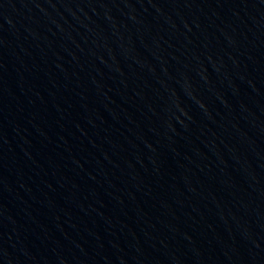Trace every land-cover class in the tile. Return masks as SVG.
Returning a JSON list of instances; mask_svg holds the SVG:
<instances>
[{"label": "water", "instance_id": "obj_1", "mask_svg": "<svg viewBox=\"0 0 264 264\" xmlns=\"http://www.w3.org/2000/svg\"><path fill=\"white\" fill-rule=\"evenodd\" d=\"M177 264H264V2L213 131Z\"/></svg>", "mask_w": 264, "mask_h": 264}]
</instances>
